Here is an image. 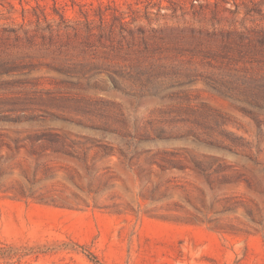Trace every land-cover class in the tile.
<instances>
[{
	"label": "rangeland",
	"instance_id": "rangeland-1",
	"mask_svg": "<svg viewBox=\"0 0 264 264\" xmlns=\"http://www.w3.org/2000/svg\"><path fill=\"white\" fill-rule=\"evenodd\" d=\"M0 264H264V0H0Z\"/></svg>",
	"mask_w": 264,
	"mask_h": 264
}]
</instances>
